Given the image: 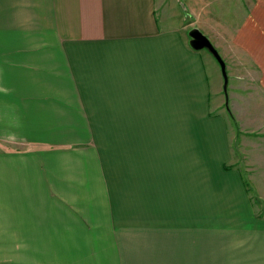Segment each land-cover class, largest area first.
Instances as JSON below:
<instances>
[{"label":"crops","instance_id":"1","mask_svg":"<svg viewBox=\"0 0 264 264\" xmlns=\"http://www.w3.org/2000/svg\"><path fill=\"white\" fill-rule=\"evenodd\" d=\"M263 4L0 0V264H264Z\"/></svg>","mask_w":264,"mask_h":264},{"label":"rangeland","instance_id":"2","mask_svg":"<svg viewBox=\"0 0 264 264\" xmlns=\"http://www.w3.org/2000/svg\"><path fill=\"white\" fill-rule=\"evenodd\" d=\"M242 1H243L244 5L246 4V2L249 3V6L251 9L259 3H264V0H242ZM262 13L264 14V4L262 6ZM262 22H264V20ZM261 41H262V43H264L263 37H260L259 41L252 40V42L256 43L257 45H263L261 43ZM230 50H232L234 52L233 48H231ZM202 51H203L204 57H205V67H206V71H207L206 73L209 77V81H210V85H211L210 100H211V105L213 106V108H216L215 107L216 103L219 105H222V107H224L223 105H225L226 102L229 103V106L231 105L230 107H232L235 103L236 104H245L247 102L248 103L250 102L251 104L257 103L258 98H260V97L247 96V92H246L247 89L245 87L246 86L245 82L249 83V85L252 86L253 84H256L257 81L245 80L244 78H242V69L240 66H237L238 64H236V63L227 64L226 63L229 80H228V85H227V91H224V78L222 75L220 64L218 63L217 59L214 57V55L208 49L205 48V49H202ZM228 57L229 56L227 55V58ZM222 58L225 61L224 56H222ZM244 87H245V89H244ZM252 102H254V103H252ZM241 117L242 116L240 115L238 118H241ZM238 118H236V116L232 117V119H233L232 123L235 125L234 126L232 124L234 127V131H233L234 138H232V140L234 141V148H235L234 158L236 159V157L240 156V159H242V163H243L244 158L241 155H243L245 157V154L240 153L241 151L239 152V149H238L240 147V142L242 139V136L240 137L239 134L241 132L243 134L248 132L245 135L251 136L249 133L253 131V127H251L250 130L246 129L247 124L244 125L243 124L244 121L242 119H238ZM238 145H239V147H238ZM242 152H244V151H242ZM244 161H245V164H247L245 159H244ZM247 179L249 180L248 177H247ZM251 186H252V183H251ZM252 188H253V186H252ZM262 211H264V209L260 208V214H261V216H264V212H262Z\"/></svg>","mask_w":264,"mask_h":264},{"label":"water","instance_id":"3","mask_svg":"<svg viewBox=\"0 0 264 264\" xmlns=\"http://www.w3.org/2000/svg\"><path fill=\"white\" fill-rule=\"evenodd\" d=\"M189 36H190L189 44L193 49L202 50L206 48L217 59L218 63L220 64L222 75L224 78V91H227V85H228L229 78H228V73H227L226 62L223 60L221 54L219 53L215 45L212 43L209 37L197 27H194L190 30Z\"/></svg>","mask_w":264,"mask_h":264},{"label":"trees","instance_id":"4","mask_svg":"<svg viewBox=\"0 0 264 264\" xmlns=\"http://www.w3.org/2000/svg\"><path fill=\"white\" fill-rule=\"evenodd\" d=\"M225 107L227 108V110H228V112H229L230 116H231V117H233V114H232V112H231L230 108L228 107V105H226V104H225Z\"/></svg>","mask_w":264,"mask_h":264}]
</instances>
